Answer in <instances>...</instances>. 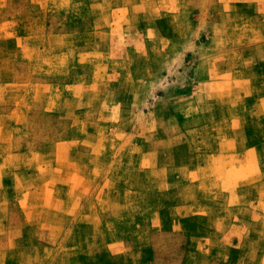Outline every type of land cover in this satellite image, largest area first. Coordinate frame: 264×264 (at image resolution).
<instances>
[{"label": "rangeland", "instance_id": "rangeland-1", "mask_svg": "<svg viewBox=\"0 0 264 264\" xmlns=\"http://www.w3.org/2000/svg\"><path fill=\"white\" fill-rule=\"evenodd\" d=\"M0 264H264V0H0Z\"/></svg>", "mask_w": 264, "mask_h": 264}]
</instances>
